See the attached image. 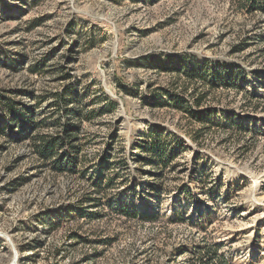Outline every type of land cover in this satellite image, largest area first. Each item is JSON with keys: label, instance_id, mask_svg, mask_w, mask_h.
Wrapping results in <instances>:
<instances>
[{"label": "rangeland", "instance_id": "374dc122", "mask_svg": "<svg viewBox=\"0 0 264 264\" xmlns=\"http://www.w3.org/2000/svg\"><path fill=\"white\" fill-rule=\"evenodd\" d=\"M215 66L239 89L208 95ZM251 90L264 94L263 12L0 0V264H189L192 245L264 264V109L245 101ZM67 128L79 157L60 174L33 138Z\"/></svg>", "mask_w": 264, "mask_h": 264}, {"label": "trees", "instance_id": "16d2710c", "mask_svg": "<svg viewBox=\"0 0 264 264\" xmlns=\"http://www.w3.org/2000/svg\"><path fill=\"white\" fill-rule=\"evenodd\" d=\"M229 2L231 8L236 9L243 14L253 15L256 12L264 13V0H229ZM248 47V42H246V39H243L240 44L235 46L234 50L235 52L243 51ZM213 68L210 77H208V95L209 92L211 93L216 86L222 85V83L224 85L230 84L234 88L239 89L234 80V74L229 72L226 68H223V70L216 68V66ZM184 73L190 81L197 79V74L192 70H185ZM244 94L245 101L249 103L254 110H258L259 108L264 109L261 106V99L264 97V94H256L252 92V90L245 91ZM57 96L56 105H58L60 109L68 111V99L61 96V94ZM194 105H201V97L198 96L195 98ZM25 125H28L31 129H35L37 124L36 122H33V120H30V122H24L23 126L26 127ZM231 127L237 128L238 131H241V125L236 126L232 124ZM33 143L34 151L38 158L44 163L53 161L54 167L58 173L64 174L67 170L74 169L75 164L78 161L79 152L78 146L74 141V133L68 128L63 130L61 134L36 135L33 138ZM111 181L112 179L109 180V183ZM119 211V213L130 216L133 219L140 217L141 220L149 222H156L160 218L159 212H141L137 210V208H128L126 206L121 207ZM177 217H179L178 213H175L170 218L175 219ZM189 250V264H232L225 256L218 253V249L215 246H208L207 248L205 247L204 250H200L195 245H192Z\"/></svg>", "mask_w": 264, "mask_h": 264}]
</instances>
